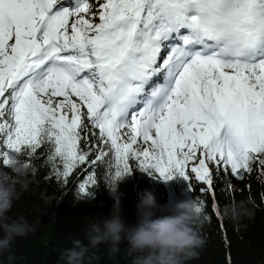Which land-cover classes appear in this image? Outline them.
<instances>
[{
    "label": "snow or ice",
    "instance_id": "obj_1",
    "mask_svg": "<svg viewBox=\"0 0 264 264\" xmlns=\"http://www.w3.org/2000/svg\"><path fill=\"white\" fill-rule=\"evenodd\" d=\"M45 145L85 196L97 165L195 180L210 221L264 175V0H0V171Z\"/></svg>",
    "mask_w": 264,
    "mask_h": 264
},
{
    "label": "trees",
    "instance_id": "obj_2",
    "mask_svg": "<svg viewBox=\"0 0 264 264\" xmlns=\"http://www.w3.org/2000/svg\"><path fill=\"white\" fill-rule=\"evenodd\" d=\"M48 148L45 145L31 158L27 152L24 153L22 161L30 165L27 177L29 190L13 202L7 215L10 219L23 216L36 230L26 236L16 237L10 252L0 256V264H9V255L15 257L11 264H61V253L72 246L73 239L88 244L86 230L90 222L111 216L116 201L110 190L116 186L121 214L128 224L136 222V204L140 194L146 189L156 198L157 207L153 211L157 217L169 214L167 206L170 204L201 195L199 183L195 180L192 181L193 189L189 190L183 178L165 182L144 173L133 164L132 173L116 183L109 178L106 166H95L98 184L90 186L91 195L85 196L79 192V184L86 178L84 172L78 169L66 183L58 179L51 165L46 163L45 150ZM3 173L11 174V170L5 168L0 171V174ZM262 180L264 175L252 172L242 181L233 180L234 188L228 187L223 179L214 185L215 199L208 197L206 204L211 220L206 219L200 232L205 245L200 250L199 257L190 260L188 264H264ZM46 199L51 203L46 204ZM241 200L251 201L249 207L253 209L254 217L241 220L238 226L233 220L223 217L221 209ZM214 207H218L219 217L213 213ZM203 215L205 216L204 213ZM119 247L120 252L112 257L108 255L107 244L91 249L88 255L99 257L93 264H130L131 258L125 255L127 243H121ZM85 264H88L87 256Z\"/></svg>",
    "mask_w": 264,
    "mask_h": 264
},
{
    "label": "clouds",
    "instance_id": "obj_3",
    "mask_svg": "<svg viewBox=\"0 0 264 264\" xmlns=\"http://www.w3.org/2000/svg\"><path fill=\"white\" fill-rule=\"evenodd\" d=\"M7 168L11 170V174H0V233H3L0 236V256L10 252L16 237L26 236L36 230L23 216L10 219L7 215L13 202L29 190V166L24 161L13 158L9 160ZM116 191L117 186L110 190L116 201L111 216L90 222L86 230L88 244L73 239L72 246L61 253V264H85L86 256L88 264H93L99 257L89 256L91 249L107 244L108 255L112 257L120 252L119 246L124 242L127 243L125 255L131 258L130 264H188L190 260L199 257L200 250L205 245L200 232L206 218L202 211H198L202 206L196 199L170 204L167 206L169 214L157 217L153 211L157 207L156 198L146 189L140 194L136 204V222L128 224L122 217ZM45 203L50 204L51 201L46 199ZM250 203L251 201L241 200L226 205L221 209V214L240 226L241 220L254 217ZM14 259V256L9 255V264Z\"/></svg>",
    "mask_w": 264,
    "mask_h": 264
},
{
    "label": "rangeland",
    "instance_id": "obj_4",
    "mask_svg": "<svg viewBox=\"0 0 264 264\" xmlns=\"http://www.w3.org/2000/svg\"><path fill=\"white\" fill-rule=\"evenodd\" d=\"M253 173H256V174H257L258 172H257V171H253ZM198 183H199V182H198ZM203 187H204V186H203L202 184L199 183V187H198L199 192H200V189L203 188ZM200 194H201V193H200ZM204 195L207 196L206 193H205Z\"/></svg>",
    "mask_w": 264,
    "mask_h": 264
}]
</instances>
